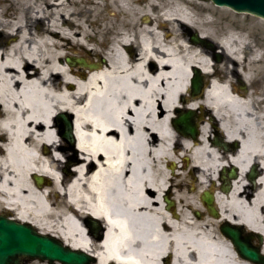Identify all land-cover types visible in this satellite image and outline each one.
<instances>
[{
    "label": "bare ground",
    "instance_id": "6f19581e",
    "mask_svg": "<svg viewBox=\"0 0 264 264\" xmlns=\"http://www.w3.org/2000/svg\"><path fill=\"white\" fill-rule=\"evenodd\" d=\"M242 20L204 0H0V214L96 264H252L217 227L264 235V184L224 194L213 142L217 124L230 139L250 125L241 158L263 153L249 113L264 97V27ZM196 70L219 77L202 98ZM179 109L198 114V140L176 129ZM197 187L219 221L202 218Z\"/></svg>",
    "mask_w": 264,
    "mask_h": 264
},
{
    "label": "water",
    "instance_id": "95a60500",
    "mask_svg": "<svg viewBox=\"0 0 264 264\" xmlns=\"http://www.w3.org/2000/svg\"><path fill=\"white\" fill-rule=\"evenodd\" d=\"M215 4L228 6L238 12H248L264 18V0H212ZM196 42L200 39L195 36ZM84 66H87L83 63ZM202 83L199 74L193 81L192 94L197 96L201 93ZM60 118L67 125L66 137L71 140V125L66 122L65 116ZM176 128L183 134L196 138L198 135L197 124L194 114L189 111L181 113L180 117L174 122ZM41 182V180H38ZM211 210H214L213 198L205 195L203 198ZM217 216V214L215 213ZM95 229V226H93ZM233 244L236 246V233L231 234ZM239 254L253 262L264 264V255L260 249L257 251L249 250L241 241H239ZM40 259L48 261L49 264L59 262L61 264H92L95 259L90 255L73 251L65 247L59 240L38 233L33 227L21 224L7 218L6 215H0V264H21L23 260Z\"/></svg>",
    "mask_w": 264,
    "mask_h": 264
},
{
    "label": "flooded vegetation",
    "instance_id": "af4514ba",
    "mask_svg": "<svg viewBox=\"0 0 264 264\" xmlns=\"http://www.w3.org/2000/svg\"><path fill=\"white\" fill-rule=\"evenodd\" d=\"M257 97L258 100L252 103L253 108L249 113V116H254L255 118V125L252 127L255 129L258 144L263 147L262 154H259L256 151L251 152L248 149L245 157L241 158L248 131L251 130L250 125H239V136L234 139H230L223 130L218 129L220 127L217 125L213 142L220 147L224 159L223 167L219 175V187L226 195L232 192L235 179L244 178V188L247 191L249 198H253L257 192L262 189L264 184L261 181L264 179V102L262 101L264 100V97L259 94ZM238 155L239 164L236 165L233 161ZM245 164L246 167L243 169V165ZM262 210L264 211L263 207ZM236 225L239 233V224ZM222 227L223 223L219 225L218 230L225 236ZM258 245V240H254L251 243L253 248ZM236 253L239 256V246L238 249H236ZM22 264H30V262L26 260L23 261Z\"/></svg>",
    "mask_w": 264,
    "mask_h": 264
},
{
    "label": "rangeland",
    "instance_id": "374dc122",
    "mask_svg": "<svg viewBox=\"0 0 264 264\" xmlns=\"http://www.w3.org/2000/svg\"><path fill=\"white\" fill-rule=\"evenodd\" d=\"M207 2H210V1H207ZM213 4V3H212ZM213 6V5H212ZM234 12V11H233ZM240 17L241 18H244V20L241 21L242 24L244 25H249L251 24L252 22H259L260 24H262V26L264 27V21L258 19L260 17H256L254 15H248V14H240ZM263 19V18H262ZM178 180V179H177ZM196 192V191H195ZM197 192H199L200 194H202V190L197 187ZM206 217H209L212 219V217H210V215L207 213L206 209H205V212L203 213V216L202 218H206ZM216 222V221H215ZM214 222V223H215ZM102 229V228H101ZM30 264H45L43 262H41L40 260H31L29 261Z\"/></svg>",
    "mask_w": 264,
    "mask_h": 264
}]
</instances>
